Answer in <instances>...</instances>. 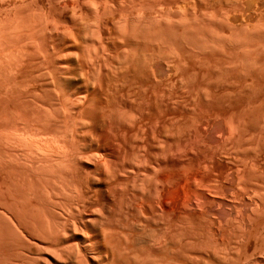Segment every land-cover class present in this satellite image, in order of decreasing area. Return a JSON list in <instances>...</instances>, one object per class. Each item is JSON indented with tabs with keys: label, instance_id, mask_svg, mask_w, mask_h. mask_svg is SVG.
Here are the masks:
<instances>
[{
	"label": "rangeland",
	"instance_id": "rangeland-1",
	"mask_svg": "<svg viewBox=\"0 0 264 264\" xmlns=\"http://www.w3.org/2000/svg\"><path fill=\"white\" fill-rule=\"evenodd\" d=\"M57 1L58 0H56V2ZM79 1L82 3L77 1L74 3V0H59L60 3H57L60 5L56 2V4L54 3L58 6L57 11L63 9L64 13L67 10V12H65L66 14L64 13L65 17L64 14H61L59 11L58 13L61 15L58 13L57 15L55 14L58 17L60 15V19L63 17L61 20H65L63 22L64 25L68 24L66 26L61 25L59 28L60 32H65L73 28L70 27L74 25L71 23L73 14L78 13V11L81 12V10H84V12L89 11L88 13L91 14V11L94 12V10L97 9L99 3L97 1L100 0ZM95 1L97 4L94 5V3H96ZM114 1L109 0L107 2L106 0L107 3L110 2L109 4ZM123 1L125 2V0L118 1L119 3L116 1L114 3L117 5L112 4V7H109L114 10L113 6L115 8L116 5V10L115 12L113 11V15L112 11L108 12L111 14L107 13L109 16L103 13L107 12L104 8L105 3L103 6V3L100 2L99 7L102 4L101 7L105 10L103 11V9L100 8V12L103 11L102 13L104 15L102 17L106 16L105 18L99 21L95 15L89 16L90 18L88 19H86L87 16H84L86 20H83L85 21L83 22L84 24L81 25V21V23L78 24L81 26L77 25L76 27L74 25V29H72L74 33H77L75 30L79 33L81 31L80 28L88 32V30L92 28L91 26L96 24V20L99 24L96 26L101 25L99 29L102 27L100 31L103 34L101 35L102 41H104L105 44L107 43L106 47L108 45L106 52L108 55L107 57H109L108 59L111 63L113 60L110 68L104 69L106 75L104 83L102 84L103 87L101 86L102 88L96 87L95 89L92 83L80 77L81 66L79 65V61L74 55H71V52L68 53V51L74 52L73 48V50L70 47L71 50L67 48L70 46L71 42H73V39L71 40L70 37L72 35L66 36V34L69 35L70 32L68 31L69 33L65 32L66 34H64L66 37H70L68 38L70 43L66 42L67 39L64 37L63 33L58 35V32H56L59 42L56 40L57 38H53L54 41L56 40V43L54 42L55 44H60L62 41V45L60 44L61 47L57 44L58 47L63 49L62 46L64 47L68 44L65 48L69 49L63 50L67 53L63 52L61 55L59 54V56H62L65 53L66 58L65 54L63 55L64 57H61L62 59L59 57L61 61H58V64L63 66L66 65L67 62H70L68 65H71L69 66L73 71L68 65L67 68L71 76H77L76 78L72 76L69 79H63L62 81L65 82V84L67 83L66 85L63 83V85H65L63 86L65 87L64 89H67L66 92L71 93V95L70 93L69 95L73 98L72 100H74V103H77L76 98L81 95L82 104L84 103L85 107L87 105L86 109L90 113L88 117L92 116L94 112L92 118L86 119L90 121L87 125H89V123L93 125H89L90 127L87 126L86 129L90 128V130L87 132L86 129V131L84 129H79L81 133L84 132V136H82L83 134L80 132H78L77 135L81 147L86 146L85 148L86 150L88 149L87 151L93 150L105 154L110 157L109 159L118 162L123 161L122 156L126 151H136V154H141L143 157L150 158L149 162L152 163L148 162L146 166L148 165L147 167L151 169V171L156 172L158 168H164V170H162L163 168L161 169L163 171L162 174H164L162 178L167 185L165 186L166 188L164 187L165 189L163 191L165 193L163 196L164 200L161 199V201L163 200V205H161L162 203L159 200L160 196L159 199H155L158 194H156V197L153 199L156 193L154 188H157L159 184L152 183V185L156 184L157 187L153 185L154 191L150 194L151 196L149 195L150 202L148 205L146 204L145 207H147L146 209L149 208L148 212H153V215H155V213L159 215L162 208L159 209L160 207H158V205L161 207L164 206L163 208H165L167 212L166 215H169V220L166 219L167 217L165 218L166 224L175 223L174 221L177 222L175 223L177 225L172 224L173 226H171L176 227V229L179 228V231L175 228H172V230L169 226L170 230L168 228H166V230L168 229L170 233L169 244L171 246L181 244L182 264H264V0H140L141 8L150 6V8L147 7L148 10L142 9V12L140 11L141 9H138L140 7L137 8L139 2L135 8L133 3L136 4V0H133L135 1L132 3L133 7L131 6L132 8L126 9L130 12L135 8V11L133 10L132 13L130 12L131 14H135L133 15L135 18H133L129 12L121 11V9H123ZM38 2L45 15L52 14L51 12H57L55 9L57 6L52 3L54 2L53 0H38ZM83 2L87 5H85V3L83 4ZM128 2L127 4L125 3L124 6L129 7L130 2ZM143 2H145V5H143ZM120 3H122V7ZM63 6H66V10ZM79 6L84 8H80L81 10H79V8L77 10L74 9ZM94 6H96V8ZM93 8L95 9L93 10ZM167 9H170V11L172 10L171 16L180 15V17L182 16L185 18L187 13L186 16L191 18V15H193L192 18L194 20V15H197L195 17L198 20V28L200 27L198 30L202 29V31H198V37H202V39L199 37V43L197 42L200 45H192L190 39L187 41L186 38H183L178 41V45L182 47H177L178 49L180 48V52L176 47L167 44L169 48L172 49V51L169 52L170 50L167 49L168 46H166L165 43L157 42L159 46L157 43H154L153 45L156 47H152V51L153 53L156 51L158 52L153 55L151 54L152 51L147 52L146 54L149 53V55H151L148 57V55L145 56L147 50L145 52L143 50L145 44H141L140 46L142 49L136 52L132 51L134 54H130V58H132L134 57L133 55H138L139 53V59H137L140 61L142 60L141 63H139V68L137 67L138 60H134L137 64H135L134 67L136 66L137 69H128L125 62L129 61L126 60L129 56H126L125 50L127 51V49L124 50L125 46L122 41L120 43L121 38L119 39L120 34L117 30L118 26L115 27L118 23L115 21L120 22L122 21L120 18L122 17L121 19H123L126 18V16H128V18H126L128 20H130L129 16L131 19H137L138 13L141 12L140 16H144L145 14L143 12L145 11H153L149 12L150 14L146 12L148 13L146 15H151L153 13L152 16L155 17V15H160V10L170 13ZM110 10L111 9H109V11ZM73 11H75V13H73ZM162 11L161 14L163 13ZM123 12L127 15L125 16ZM115 13L117 16L114 15ZM66 16L71 17L68 19ZM114 16L117 18H114ZM94 17L96 20L93 19ZM187 17L185 19L182 18L185 20L184 22H186V20L190 21ZM103 19H105V21ZM178 19L179 17L177 20ZM212 19L214 21H212ZM69 24L72 25L69 26ZM83 25L87 26L88 29L86 28L84 30ZM62 26L64 29L66 27L65 31H63ZM75 28H79V30ZM216 32L220 33L215 36ZM199 33H203L204 35H199ZM255 33H258V37ZM221 34L224 35L222 36ZM243 34L244 38H242ZM245 34L248 36V39L247 36L245 37ZM250 34L255 35L253 37V35ZM56 35L54 36L56 37ZM218 35L221 36L219 37ZM249 37H252L250 41ZM188 38L191 37L189 36ZM203 38L205 39L203 40ZM253 38L255 40H253ZM63 39L66 41L64 42ZM246 39L247 41H245ZM200 40L202 41L200 42ZM210 40L213 43H211ZM208 41H210L212 45H208ZM183 42L185 43L183 44ZM219 42L222 44L223 42L225 43L222 45ZM214 43L219 45L216 44V46H214ZM245 43L247 44L245 45ZM149 45L151 46V44ZM186 45L188 48L185 50ZM160 46L162 47V51L159 53L161 50ZM156 48L158 49L156 50ZM193 52L196 55L195 57H193ZM69 55L74 58L71 56L68 58ZM119 56L121 58H119ZM146 58L148 62L145 61ZM134 59L136 58L134 57ZM62 62H66V64L63 63L62 65ZM142 62L144 63L142 64ZM140 64H142V68ZM68 70H66V72ZM0 85H2L0 86V93L2 92L3 96L7 97L0 95V97H3V99L0 98V113L6 109V113L8 112L9 114H1L3 120L0 119V122L2 121L0 123V131L2 129L3 132H5L4 130H6V127H24L32 120H13L17 113L16 109L14 111L12 107L18 109V106L13 99L10 98L11 96L9 97L7 94V85L3 82H0ZM1 89L3 91H1ZM9 103L11 105H9ZM87 103H89L91 107ZM5 104L7 107H5ZM82 104L78 103L77 105L80 107L84 105ZM96 110L98 111L96 112ZM125 111L127 112L124 113ZM11 112L13 114H11ZM6 115L7 118H5V120L3 116L6 117ZM98 115L100 118L96 117ZM110 115L112 117H110ZM118 120L121 123H118ZM50 121L53 123V120ZM13 122H15V124L18 123V126H15ZM19 123H23V125ZM126 123L129 125H126ZM110 126L112 127L110 128ZM9 128L7 129L9 130ZM86 132L87 134H85ZM112 133H114L115 136ZM85 135L88 136L86 137ZM125 135L127 136L125 137ZM79 136L82 137L80 138ZM118 137L119 139H117ZM82 138L85 139L86 142ZM127 138H131V147L126 143L125 139ZM82 141L85 143L82 144ZM1 144L2 143H0V153L6 149V145ZM143 147L145 148L143 149ZM95 162L97 163V160L92 164L90 163L91 165L87 162H82L80 166L82 171H86L87 173L96 170L97 172L94 171L95 174L98 175L96 177L100 178L104 175V172L102 169L95 168ZM138 167L143 169L145 165L143 166V164H141L138 165ZM156 168L157 170H155ZM100 170H102V172ZM160 172L161 171H159V173ZM165 179L168 182H166ZM159 186L158 189L161 188V185ZM91 187H89L90 189L88 191V195L91 197L90 207L94 209L95 207L98 208L100 202L104 203L106 207L112 204L111 199L106 196L108 193L107 185L93 181ZM139 202H137L138 205H135L137 209L142 205V203ZM156 210L158 211L156 212ZM170 217H172V219Z\"/></svg>",
	"mask_w": 264,
	"mask_h": 264
},
{
	"label": "bare ground",
	"instance_id": "bare-ground-1",
	"mask_svg": "<svg viewBox=\"0 0 264 264\" xmlns=\"http://www.w3.org/2000/svg\"><path fill=\"white\" fill-rule=\"evenodd\" d=\"M53 1L54 2L52 3L54 4L56 0ZM76 1L80 2L79 0H74V3H76ZM101 1L102 0L97 1L99 2L97 5L98 7ZM104 1L101 2L103 3V6L104 3L105 6L107 4L109 5V6L107 5L106 7L104 6L107 12H103L105 10L104 8L101 7L102 4L100 5L99 9L97 7L98 10L95 9L96 6H94L95 8H93V10L95 9L94 12L90 10L92 12L91 13L92 15L88 13L89 11L88 12L87 11L84 12V10L82 11L81 9H83L84 7L81 8V6H79L74 9L77 10L79 8L81 12L78 11V13H80L78 14L75 13V11H73V13L75 14H73L71 18L72 19L71 23H73L77 27V25L81 23V21H82L81 25L84 24L83 22L86 21L84 16H87L86 19H88L93 15H95L96 18L99 19V21H101L102 18L109 16L107 15L108 12L112 11V15H113V11L115 12L117 5L114 2L117 1V3H119L118 1H122V0H116V1L113 0L114 2L113 3L111 2V4H109L110 2L107 3L109 0H107V2L106 0ZM126 1L127 0H125V2L123 1L124 2L123 9H121V11H126L128 13L129 11L127 9L130 8L132 6V3L135 1L128 0L130 2L129 7L124 6L125 3L127 4L128 2ZM57 2H59V0ZM85 2H83V4ZM97 2L94 3V5L97 4ZM138 2H139V6H137ZM140 3H141L140 0L138 1L136 0V4L133 3V5L135 8L136 6L138 8L140 7ZM112 4H116L115 8L113 6L114 10H112V8H109L110 6L112 7ZM85 5L87 4L85 3ZM120 5L122 7V3H120ZM143 5H145V2H143ZM147 7L150 8V6ZM147 7L146 6L145 8L140 7L138 9H141L140 11L142 12V9L148 10ZM57 8L58 6L55 7L56 11ZM100 8L103 9L102 12L106 14V16L102 17L104 14L100 12L101 10ZM124 8L127 9L125 10ZM109 9L111 10L109 11ZM151 9L154 10L153 8ZM167 10L170 11V9ZM58 11L55 13L51 12L52 14H49L50 13L49 12L46 13L49 15H45L44 11H42V9L39 6L38 0H0V82L1 83L3 82L5 83V85H7L8 88L7 94L9 95V97L11 96L10 98H12L13 101L18 106L19 110L16 107H12L14 108V111L16 109V113H17V115L13 120H28V121L32 120L22 128L6 127V130H4L5 132H3L2 129H1L2 132L0 131V143H2L1 145L3 144L6 145L5 147L6 149L2 153H0V264H182V257H181L182 250L180 246L181 244L178 243L180 245H174V246L173 245L171 246L169 244L170 233L168 229L169 230L170 228L176 229V227H172L173 226L172 224L177 225L175 224L177 222L174 221L175 223L172 224L167 223L169 225L166 224L165 218L167 217L166 219L169 220L168 218L169 215L168 216L166 215L167 212L165 211L166 209L163 208L164 206L161 207L158 205V207H160L159 209L161 208L162 209L160 210L159 215L155 213L156 216L153 215L154 214L153 212L151 213L148 212L149 208L146 209L147 207H145L146 204L148 205V203L150 202L149 195L152 193V191H154L153 185L156 184L161 185V188L158 189L160 187L159 185L158 187L157 185L155 186L157 188H154L156 190V193L153 199L156 197V194H158L157 195L158 198L156 197L155 199H159L160 196L159 200L162 203L161 205H163V200H164L163 196L165 195L163 191L166 188L165 186L167 185L164 183V180L162 178V175H164L162 174L163 172L162 170H164V168L159 166L160 168H158V170L157 168L155 169L158 172L151 171V169L147 167L148 165L146 166L150 158H147L145 156L143 157L141 156V154H136L135 153L136 151L135 152L124 151L125 153L122 156L123 161L121 162H118L116 160H111L109 159L110 157H108L105 154L95 152L93 150L87 151L88 149L86 150L85 148L86 146L81 147V144L78 141V136H77L78 132L81 133L79 129L85 130L87 126L88 127L93 126L90 123H89L90 126L87 125L88 122L90 121H87L86 119L92 118L94 112L92 116L88 117L90 113L86 109L87 105L85 107V104L84 103H83L84 105L82 104L83 101L81 95L80 97L78 96L79 98L78 97L76 98L77 103L73 102L74 101L72 100L73 98L70 97L71 93L69 92L70 93L69 95V93L66 92L67 89H64L65 87H63L67 83L65 84V82L62 81L63 79L66 80L73 76V75L71 76V73L67 68L70 65V64L68 65V63L70 62H67V64L66 62H62V65L63 63H65L66 65L61 66V64L60 65L58 64V61H61L60 58L64 57L63 55L67 53L63 51L64 49L69 50L70 48L71 49L73 48L75 53L72 51H68V53L71 52V55H74L76 59L79 61V65L81 66V72L79 71L80 77L85 78V80L87 79L89 83H92V85L95 86L96 89V87L98 88L103 87L102 84L104 83V78L106 75L104 71L106 70V68H110V66L113 63V60L111 63V61L108 59L109 57H107L108 55L106 52L108 45L106 47L107 43L105 44L104 41H102L103 39L101 38V35L103 34L100 32L102 27L99 29L101 25L96 26L99 24L98 21L95 19V17L93 19L96 20V24H94V26L92 25L91 26L92 28L89 27L91 29H89L88 32L83 31V29L79 27L82 32L80 31L78 33V31L75 30V32L77 33H74L72 31V29H74V25L69 24V26L72 25L70 27H73L72 29L70 28L72 32L68 30L70 32L69 33L67 30L65 31L66 27L65 29L63 27L68 24L65 23L66 25H64L63 22L65 20L63 21L61 20L63 19V17L61 19L59 18L60 15L63 13V9L59 11L61 14L58 13ZM132 11L130 12L132 13ZM161 11L162 10H160V15H157L158 17L156 15L155 17L152 16L153 13L151 15H146L149 12H153V11H145L143 12L145 14L144 16H140L141 12L138 13L139 15L138 14H137L138 16L136 15L137 19H131V17L129 16L130 20L126 19L128 18V16H126L127 14L123 12L126 18L121 19L122 17L120 16L121 18L120 17L119 18L122 21L120 22L115 21L116 23H118L115 25V27L118 26L117 30L120 34V37L119 36L118 37L119 39L121 38L120 43L122 41V43L125 46V47L123 46L124 50L127 49V51L125 50L127 55L126 54L125 55L129 56L128 58H126V60L129 61L125 62V65L128 67V69L130 68L132 70L133 68L134 69H137V67L139 68V63H141L142 61V60L141 61L138 60L139 51L137 52L138 55L136 54L137 56L133 55L136 59H134V57L132 56H131L132 58H130V54L131 55L134 54L132 53V51L136 52L137 50L142 49L140 46L141 44L142 45L145 44L143 50L144 52L147 50L145 52L146 54L147 52H151L153 50L152 47L155 46L153 44L154 43L156 44L157 42L165 43L166 46H168L167 49L170 50V51L168 50L169 52L172 51V49L169 48V45H171L172 47H176V49H178L177 48L179 46L178 41L180 39L182 40L183 38L184 39L186 38L187 41L188 39H190L192 41V45L199 43L198 42L199 37L201 36L198 37V31H202V29L198 30L200 29V27L198 28V23H197L198 20L195 17L197 16L196 14L194 15V20H193L192 18L193 15H191L190 18L186 16L187 15L186 13L185 18L187 17L188 20L190 21L192 19L191 21L192 23H191L190 21L187 20L186 22H184L185 20L182 19L184 17L181 16L182 17L181 18L180 15L171 16L172 10L170 11V13L167 11H166L167 13L162 11L163 12L162 14ZM65 12H67V10ZM57 13L60 14L59 17L56 16ZM131 13L130 15H132L133 17V15L135 14H131ZM114 15H116V13ZM66 17H68L69 19L71 16H66ZM178 17L179 19L177 20ZM114 18L117 17L114 16ZM103 20L105 21V19ZM212 21L214 20L212 19ZM61 25H63L62 26L63 31L69 33V35H67L65 32H60L59 28ZM83 26L85 30L87 26L85 25ZM79 28H75V29L79 30ZM56 32H58V35H61L62 33L63 35L66 34V36L72 35L70 37L71 40L73 39L72 40L73 42H71L70 46H68V44L66 43L67 45H65L64 47L62 46L63 49H61L60 48L61 47L60 44L62 43L61 41L60 44L57 43L60 46L58 47V45L55 44L56 43L55 41L56 40L58 41V35H56ZM218 33L220 32H216L215 36ZM200 34L201 33H199V35ZM255 34H250V35H253L254 37ZM54 35H56V37ZM208 35L211 36L210 34ZM221 35L223 36L224 34ZM66 36L64 35V37ZM189 36L191 38H188ZM246 36L247 35L245 34V37ZM70 37H66L67 41L63 39L64 42L66 41L70 43V41L68 40V38ZM53 38H57V39L54 41ZM60 38L63 37L61 36ZM242 38H244V34ZM250 38L252 37H249V41ZM204 39L205 38H203V40ZM247 39L245 41H247ZM253 40L255 39L253 38ZM143 41L146 43H144ZM201 41L202 40H200V42ZM210 41H208L209 42L208 45L210 44ZM184 43L185 42H183V44ZM211 43L213 42L211 41ZM224 43L225 42H223V44ZM149 44H151V46ZM216 44L214 46H216ZM246 44L247 43H245V45ZM66 46H68L67 48L69 47L70 48L67 49L65 48ZM179 47L182 48L181 46ZM186 48H188L187 45L185 47V50ZM157 49L158 48H156V50ZM179 49L178 51L180 52ZM161 51H162V47L159 53ZM63 52L65 53L62 56H59V54L61 55ZM157 52L158 51L154 53L156 54ZM154 53L152 51L151 54L153 55ZM71 55H69L68 58ZM147 55L148 57L151 56L149 55V53L146 54L145 56ZM195 56L196 55L194 53L193 57ZM65 58H66V54H65ZM119 58L121 57L119 56ZM134 60L135 61L138 60L137 61L138 65ZM147 60L148 59L146 58L145 61L148 62ZM143 63L144 62H142V64ZM135 64L137 65V67L136 66L134 67ZM142 64H140L141 68H142ZM66 70H68L67 72L69 73H67ZM74 76L73 78L77 77ZM63 83L65 85H63ZM1 91L3 90L1 89ZM1 93L0 95L3 96V93L2 94ZM3 97L0 98L3 99ZM78 103L79 104L81 103L83 106L79 107L77 105ZM9 105L11 104L9 103ZM5 107H7L6 104ZM97 111L98 110H96V112ZM3 112L0 113L1 120H3L1 118V114H5L6 109ZM12 112L11 114H13ZM126 112L127 111H125L124 113ZM6 114H8V112ZM96 117H99V115ZM110 117L112 116L110 115ZM3 118L4 119L7 118V115L6 117L3 116ZM50 120H53V123H51L52 121ZM13 123L15 124V122ZM118 123L121 122H119L118 120ZM17 124H15V126ZM130 124H132V122ZM21 125H23V123ZM126 125L129 124L126 123ZM111 127L112 126H110V128ZM7 128H9V130ZM86 130L88 132L90 128ZM87 132L85 134H87ZM81 134H83L82 136H84V132ZM85 136L87 137L88 135ZM126 136L127 135H125V137ZM117 139H119V137ZM83 140L85 141V139ZM125 140L127 145L131 147L132 145L131 138H127ZM85 142L82 141L81 143L83 144ZM144 148L145 147H143V149ZM95 160H97V163L95 162L94 165L96 167L95 166L94 167L97 169H102L104 172V175L101 176L102 178L96 177L98 176L94 172L96 170L94 171L92 170V172L94 173H92L91 171H88L91 173H87L86 171L84 172L81 169L80 165L82 162L83 163L87 162L89 164L90 163L92 164ZM141 164H143V166L145 165V168L141 169L140 167H138V165ZM135 166H137L138 168ZM102 170L100 171L102 172ZM159 171L161 172L159 173ZM93 181H95L96 183L101 182L107 185L108 193L106 192L107 193L106 196L107 198H110L112 201V204L110 206L106 207L104 203H101L100 201H99L100 203L98 202L99 204L97 203L99 205L98 208L95 207L94 209L93 207L89 206V204H91L90 203L91 197L88 195V191L90 189L89 187H91V183L93 184ZM166 182L168 181L166 180ZM152 183H156V184L152 185ZM161 199L163 200L161 201ZM139 201L142 203V205H140V207L138 206L139 208L137 209L135 205H138L137 202ZM157 211L158 210H156V212ZM170 218L172 219V217ZM166 228L168 229L166 230ZM177 229L179 231V228Z\"/></svg>",
	"mask_w": 264,
	"mask_h": 264
}]
</instances>
